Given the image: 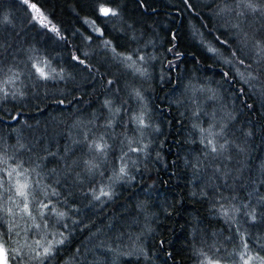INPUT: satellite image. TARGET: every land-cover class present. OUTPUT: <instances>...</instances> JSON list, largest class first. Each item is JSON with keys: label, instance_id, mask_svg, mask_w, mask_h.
<instances>
[{"label": "trees", "instance_id": "obj_1", "mask_svg": "<svg viewBox=\"0 0 264 264\" xmlns=\"http://www.w3.org/2000/svg\"><path fill=\"white\" fill-rule=\"evenodd\" d=\"M254 6L0 0L10 264L264 258V2Z\"/></svg>", "mask_w": 264, "mask_h": 264}, {"label": "snow or ice", "instance_id": "obj_2", "mask_svg": "<svg viewBox=\"0 0 264 264\" xmlns=\"http://www.w3.org/2000/svg\"><path fill=\"white\" fill-rule=\"evenodd\" d=\"M24 2L26 4L29 3V0H24ZM261 2H264V0H261ZM239 3H242L244 4V7L248 10H251L252 12H255L257 11L258 9L254 6V0H239ZM31 8H33L37 13H39V9L36 8V5L35 4H31L30 5ZM99 12L104 15V16H108V15H116L117 13L115 12V10L109 8V7H100L99 8ZM240 15H242L243 13H239ZM43 16L41 15V22H43ZM55 30V29H53ZM261 51H264V48L261 49ZM130 59V57H129ZM82 63V61H81ZM240 63H243V61H240ZM35 67V70L36 72L39 74V77L41 79H49V72L46 70L45 67H41V66H36L34 65ZM225 75H227V73H225ZM142 123V121H141ZM209 143H211V141H209ZM97 147L100 149V150H103L102 147L100 145H97ZM212 151L215 152L216 151V148L213 147L212 148ZM16 169H13L12 172H15ZM12 172H9L8 175L11 176L12 175ZM120 172L123 174L125 173V169L124 168H121L120 169ZM28 188V184L25 182V183H20L19 181H17V186H16V192L18 195L20 196H24L26 198L27 196V193H26V189ZM102 195H108V193H105V192H102L101 193ZM46 207V205H45ZM24 211H28V206L27 204H25V207H24ZM62 215V214H61ZM61 243L63 241H60ZM51 252V246H48L46 248H44V252L43 254L45 256L49 255ZM241 260L243 261V264H250V261L253 259V257L251 256H248L247 258H245V256L243 254H241ZM258 259L261 260V264H264V258H259ZM0 264H8V261H7V249L4 247L3 244H0ZM208 264H218V261H212V260H209L208 261Z\"/></svg>", "mask_w": 264, "mask_h": 264}, {"label": "rangeland", "instance_id": "obj_3", "mask_svg": "<svg viewBox=\"0 0 264 264\" xmlns=\"http://www.w3.org/2000/svg\"><path fill=\"white\" fill-rule=\"evenodd\" d=\"M28 212H29V209L27 211V214H28ZM7 261H8V264H10L8 256H7ZM218 264H220V263H218ZM241 264H243V262ZM250 264H261V260L258 259V257H253V259L250 261Z\"/></svg>", "mask_w": 264, "mask_h": 264}, {"label": "water", "instance_id": "obj_4", "mask_svg": "<svg viewBox=\"0 0 264 264\" xmlns=\"http://www.w3.org/2000/svg\"><path fill=\"white\" fill-rule=\"evenodd\" d=\"M100 14H101V13H100ZM101 16L106 17V16H104V15H102V14H101Z\"/></svg>", "mask_w": 264, "mask_h": 264}]
</instances>
